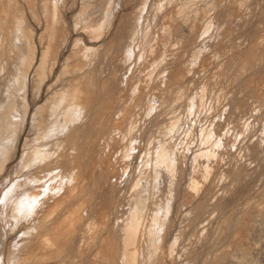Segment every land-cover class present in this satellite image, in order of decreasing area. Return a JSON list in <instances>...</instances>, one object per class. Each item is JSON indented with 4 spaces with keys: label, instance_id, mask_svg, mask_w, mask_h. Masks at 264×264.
Masks as SVG:
<instances>
[{
    "label": "rangeland",
    "instance_id": "1",
    "mask_svg": "<svg viewBox=\"0 0 264 264\" xmlns=\"http://www.w3.org/2000/svg\"><path fill=\"white\" fill-rule=\"evenodd\" d=\"M71 1L72 0H61V2H64L65 4L64 6L69 4ZM161 1L162 2H159V0H147L146 1L147 3L145 4L146 5L148 4L147 5L148 7L144 6L145 12L143 11V14H141L142 16L141 15L135 17L133 16L125 22L126 24H124L125 29H127L128 27V30L131 31L132 29L129 27H132L131 25L133 23V27L135 26L137 28V29L135 28L136 30H134L135 33L137 34H135L133 30L132 33L129 32L128 30L125 31L123 27L124 32L123 30L120 32L116 31V34L118 35L116 36L115 40L113 39V41L116 43L111 41L110 39L111 37L108 38L106 36V32H108L109 30L108 26L110 28L111 24L115 22L116 30H117L119 26V25L117 26V23H120V19L122 18V13L129 14L130 12L133 11V9L135 10L136 7L139 6L138 4L140 3V0H136L132 6L131 4L128 5L129 0H121V1L115 0L112 2H110V0H87V6L82 11V14L73 21H71V19L69 20L72 22V27L75 26L76 23H79V24H87L88 28L93 29V32L89 30L88 33L84 35V38L86 39L87 45L89 47L91 46L93 47L96 46V47L95 50L92 49L91 51L88 50L87 52H86L87 49H85V47H78L74 53H69V52L66 53V56H70L72 58L66 67V71L64 72L65 77L63 76L64 80H62V82L67 81L69 77L75 75L77 71H81V70L89 71L90 69H92V66L95 64V61L96 63L98 61H99L98 63H100L101 61L99 60L100 58L101 59H103V57L108 58L109 56L110 61L113 62L110 68L106 67L105 65H99L95 71L90 72L92 79L89 81L95 82L96 90L102 94L103 98L99 93L97 97L101 99V102L99 103L98 108L94 112L95 116L93 113L94 117L92 116V118L90 119L81 121V125H80V127L83 125H88V126L92 125L93 127L94 124L96 126L97 124L102 123V121L104 120L103 118H105L106 120V121L104 120L103 122H109L110 120L109 122L110 124L108 123V126L106 125V131L104 132L105 141L109 144V146L108 144L107 146H105L106 145L105 143V145L100 148L99 150L100 152L98 151L99 153L95 151L99 136V134L96 132L95 126L93 127V129H91L92 131L91 130L86 131L87 134L82 131L79 132L78 129L80 127L77 130L75 129L74 131L69 132L68 134H75L79 132L81 135L84 136H81L78 133V137L79 136L80 137L78 138L76 136V140H77L75 142L76 145L73 144L75 147L70 144L69 146H67V150H71V149L77 150L76 151L77 153L79 152L85 155L84 160H86L90 156L92 158H88L86 160L88 164H86V161L84 162V160L79 162L76 159L73 160V162H70L71 165L69 163L66 164L64 163L63 166L67 165L69 170L65 166L63 171L62 170L63 166H61L59 172L55 174L57 176L53 175L54 177L52 176L49 178L47 176L45 177L46 174L44 175L43 173L44 169H46L47 166L49 167L53 162H55L57 156L63 153L64 149H62V146L64 145L63 141L65 138L63 136L56 137L55 135H53L49 126L48 127L46 126L45 128L46 131L39 130L40 134H38V132L35 133V135H37L38 138H36L35 135H33L34 140L35 139L37 140H35L36 142L33 145H31V148H29V150L27 151L22 150V145L26 140L27 132L23 135L24 139L23 138L21 139V145H20L21 150H19L18 152L19 156L17 155L18 158L16 157L15 158L16 160L15 159L9 160L10 159L9 157L14 152L13 149L14 141L13 144L11 145L12 150L10 149L9 151V154L11 153L10 155H8V153L5 154L6 152L0 153L1 154L0 169L3 162H6V164L8 165L7 166L8 170L11 169V167L14 168L13 174L9 177L8 180L9 182L7 181L6 178L7 174H5L0 178V220H1L0 263L1 264H96V263L109 264L110 261H113L111 262L112 264H129L130 262L129 260H131L132 262V263L130 262V264H143V263L148 264L149 261H150L149 264H153L154 262L156 264L158 263L162 264V262L163 264H189V263L190 264L192 263L193 264H206V263L207 264H264V137H263L264 136V0H259V1L258 0H224V1L223 0H197V1L196 0H161ZM19 2L21 8L16 7L15 9L12 10L11 9L8 10L6 8L7 10L5 16L6 18L7 17L10 18L11 21L16 24L17 19L19 20L25 17L28 18L33 25H35L36 22L34 19H36V17H39L42 20V22L45 24L44 30L40 32L43 34L44 41L46 42L47 45L46 46L47 50L44 56V63L42 64V68H41L42 75L39 78V80L42 82L48 76L49 69L52 67L56 59L57 53L61 50L63 43L65 41V37L67 35V31L65 28L62 27L63 24L61 23L58 17L59 15L58 13L59 12L61 13L63 11V7H60L62 5H58V7L53 5L51 0H19ZM120 7L122 9H120L119 11ZM157 8L160 10L157 11V16H156L153 13L156 11ZM115 11L117 12V14ZM115 14H116V20L114 18L115 16H113ZM146 16L149 22L146 21L147 20ZM194 18L197 21L194 20ZM102 19L105 21H103ZM141 20L143 22H141ZM137 24L138 26L141 25L139 27L140 29H138ZM59 27H62V30L57 31ZM23 28H24V24H23ZM102 29L103 31H100ZM99 33H101V35ZM129 33H131L132 35ZM222 34L224 36H222ZM96 35H97V39H96ZM109 41H111L112 44L114 43L115 47L112 46L111 43L109 44ZM104 42L106 44L108 42V45L106 46L105 44L104 46ZM101 44L103 45L102 48L104 50L101 48L102 46ZM125 44L130 46L129 47L127 45L125 46ZM109 45L110 48L108 47ZM262 48L263 50L261 51ZM86 53H88V55ZM113 58L115 59L114 61L111 60ZM68 96L69 95L67 93L58 94L57 97H55L54 100H52L53 101L51 102L52 105L50 103L47 106L48 108L43 114L47 115L57 110V108L61 106V103L62 104L65 103V101L63 100L66 99ZM92 97L90 94H88V96L85 95V97L82 99L81 103L79 104L84 107H90L92 103ZM192 99H194V102ZM110 116L111 118H109ZM132 117L133 118L136 117L137 118L136 121H139L137 122V127H136L138 128L137 130H135L136 128H132L135 127L136 125V121L135 119H132ZM94 118L96 119V121ZM131 119L133 123H135V125L132 123L131 126ZM144 120L145 122H143ZM141 121L143 122V124H145L144 126L142 123L140 124ZM177 121L179 122V124L181 123L182 125H179ZM115 123L116 125H114ZM176 125L179 126L177 127ZM117 127L119 128V130L117 129ZM181 127H183L184 129ZM114 129L115 131H113ZM116 129L118 130V132H116L117 131ZM120 129L123 131H121ZM177 129H179L178 131L180 132H178ZM93 131L94 133H92ZM111 131L115 132L116 134L120 133L121 135L119 134L116 135ZM176 131H177L176 136H174L175 135L174 132ZM141 132L143 133V135L140 134ZM169 132L171 134L173 132L172 134L173 138L171 137L172 135L169 134ZM236 132L238 136L235 134ZM122 133H125L126 136L127 135L130 136L124 137L125 135H123ZM137 133H139L140 135H138ZM93 134L96 136L95 138ZM114 135H116L117 137ZM179 135H180V139H179ZM86 136L89 137L86 138ZM113 136L117 138L115 142L114 141L112 142V138H114ZM42 137L44 138V140H42ZM133 137L136 138L134 139L136 140V142L132 140ZM175 137L178 139L175 140L176 142L174 141V139H176ZM81 138H83V140H81ZM128 138L130 139V141L131 140L132 141L129 142L127 140ZM125 139L127 141H125ZM59 141H61V143ZM118 141L121 144H119ZM124 141L126 144L123 143ZM169 141L171 142L172 146L169 144ZM180 142L182 143L183 146L179 145ZM83 143L85 144L86 148L83 146L84 145ZM130 143H132L133 146L134 144L138 145L136 147L135 146L132 147L133 149H131L132 150L131 152H129L131 146H129L130 148L128 147V145H132ZM146 143L150 145H147ZM157 144H159L158 145L160 146L159 148H157ZM175 144L176 145L178 144V146L176 147ZM125 145L127 147H125ZM79 146L84 148L81 149ZM114 146L118 150L116 151L113 150ZM164 146L166 148H169L170 146V148L165 151L166 148ZM34 147L36 149H34ZM178 147L181 149H179ZM125 148L127 150H125ZM135 148H137V152ZM172 148L174 150L178 148L180 152L179 150L177 151L175 150L176 152L179 153H176L174 151L173 154L174 156L172 157L174 160L173 161L172 159L170 160L171 169L169 168V171H171L170 173L173 174V176L170 174V177L172 176L174 179L176 178L178 180L177 174H179L178 177L180 176L179 177L180 180L178 181L179 183H181V185L179 183L177 184V182H175L176 180L171 178L172 183H167L168 185H166L167 187L166 189L168 190L166 191L167 194L168 191H170L172 188L173 191L169 193L168 195L169 198L166 194L165 198L166 196L167 198L166 200L164 198L165 201L162 200L163 201L162 202L161 199L157 198L153 194L154 192L151 191V188H154V186H156L155 181L152 182V180L149 177H147L145 173H147L146 171H148L152 166H154L151 165L153 164L152 162L156 161L159 163L163 159L162 158L164 157L163 155H165V153H167V151H169ZM102 149H104V151ZM160 149L165 152L162 153ZM59 150L60 152H58ZM109 150L114 152V153L111 152L112 154L110 153L111 157L113 156L112 158L108 156L110 152ZM125 151H127L126 153L128 155L130 154L132 156L133 154L134 156L131 158L130 155L128 156L126 155V153H124ZM87 152H89L88 155ZM93 153L95 155L97 154L96 157ZM157 154L158 155L163 154V155H160L159 157ZM5 155L7 159L3 157ZM114 155L118 158H116ZM125 156L129 160H125L127 159ZM143 157L146 159V162H148L149 166H147L148 164L145 162ZM175 157L177 158L175 159ZM122 158L123 161L120 162L121 161L120 159ZM133 158H135V161L133 163V167L131 171L132 173L129 178L130 181L124 184L122 180L125 177V171H126L125 169H127L129 164L131 165L132 163L131 161L133 160ZM141 159H143L145 163ZM149 159L151 160L147 161ZM208 159L209 160L212 159V160L209 161ZM96 160L98 161L97 163ZM100 160H102L101 163ZM110 160L111 163H109ZM196 161L198 162L196 163ZM91 162L92 163L94 162V164H92ZM104 162L106 165H103ZM203 162L205 165L203 164ZM166 163L167 161L164 162V165ZM177 163L179 164L177 165ZM192 163L194 164L192 165ZM117 164L118 165L121 164V165L118 166ZM174 164H176L177 167L176 169H174V167L172 166ZM125 165H127V167ZM179 165L181 167V170L178 169L180 168L178 167ZM93 166H95V168ZM104 166L107 167L106 171H108L106 173L107 174L106 178L103 177L105 172L103 173L104 170L102 171V169ZM97 167H99V169H97ZM51 168H53V166ZM65 169L68 170L69 181L67 177H65L66 183L65 182L62 183V185H60L59 190L53 191L54 192L53 195L52 194L53 188L55 187V185L60 184L62 181L59 179L64 178L63 176L67 174L65 173L66 171ZM115 170H118V172L116 171L115 173ZM89 171L91 172L89 174L90 177L88 175ZM14 172L16 173V175L14 174ZM62 172H64L65 175L62 174ZM95 172L96 173L99 172V174H96ZM190 173L191 175H189ZM113 174L115 176L117 174L116 178L115 176H113L114 178L111 176ZM60 175L63 176L61 177ZM79 175L81 176V178ZM69 176L71 177L69 178ZM143 176L145 177V179ZM137 177L138 178L142 177L144 179L143 180L139 178L143 184H140L141 182L138 183L139 179H137ZM46 178L48 179L46 180ZM55 178H57L58 181ZM117 178L118 180H116ZM101 179L104 180L102 181ZM145 180L147 181L145 182ZM135 181L136 184L137 185L140 184V186L138 187L137 185H135L139 189L137 193H135L136 194L135 199H133V197H131V193L132 191H134L133 188H135L134 187ZM102 182L105 183H103L102 185ZM114 182H117L118 185L114 184ZM188 182L190 184H188ZM2 183H5V185H3ZM107 185L109 186L113 185L114 187L113 186H112L113 188L110 187L109 191H107L108 188L107 190L106 189L104 190V188H106ZM115 185H117V187ZM171 185L172 187H170ZM174 185L176 186L180 185V187L178 186L177 188ZM89 187H91V189H89ZM97 187L98 189H96ZM174 187L177 188V191ZM70 188L73 189L71 190ZM11 189L13 190L11 191ZM112 189L114 190L112 191ZM178 190L180 191L179 192L180 196L178 194L177 197H175L173 195V192L174 194L175 193L177 194ZM111 191L112 193L114 192L113 196L111 195ZM122 191L125 193V197L123 199V205L125 207L122 209V215H124L123 216L124 220L122 223L123 228L127 227V229H129L130 232L132 230H135L134 228L136 226V223L134 224L133 222L132 224L134 228L130 224L126 225V223H129L130 221V220L128 221L127 216L129 214L131 215L132 212L134 214L135 210L136 212L137 211L140 212L142 210L144 214L141 211L142 213L140 212L141 214L139 213L138 216H143V218L145 217L151 218L150 214L153 212H154L153 214L155 215V216L153 215V217L155 218L158 217V214L161 215V217H158L159 218L158 222L156 221L158 227L154 226V229L156 228L158 229L160 227L159 225H161L162 227L160 229L158 230L156 229L157 231L160 232H157L156 230L155 232L154 229H152L153 231L152 230L147 231L149 230L147 229L148 228L147 226H145L144 230H142L143 229L142 227L140 228L137 227L138 228L137 231H140V234H141V230L147 231L144 233V236L151 238L152 240H154V242H152L151 239L148 238L145 239V237L142 234L141 242L144 239L142 243L136 244L135 243V241L137 240L136 239L135 241L132 242V244L131 242L128 244L126 243L125 240V232H123L122 230L123 228H120L119 230L117 229L118 232L117 230L111 229L112 223L110 219L112 218V210H113L111 200H113L114 197L116 198V196H118ZM103 192H105L106 194ZM56 193L58 194L56 195ZM107 194H109V197ZM170 194L172 196H170ZM172 197H175V202L177 201L176 203L174 202L173 213L170 212L172 211V209L171 210L169 209L171 206V203L169 202L173 201ZM88 198H90L89 199L90 202ZM25 200H31V202L27 206L26 205L24 206L22 205V207H19V205L17 206V203L19 204L20 202H23ZM157 200H159V203ZM100 201L101 203H99ZM104 201L105 202L107 201L106 202L107 205ZM127 201L129 203H133V205L129 204ZM178 201L180 202L179 206H178ZM108 203L111 204L108 205ZM126 203L128 206L131 205L132 206L127 207ZM97 204L98 206L97 208H95ZM99 204L101 205L100 207ZM166 204L167 206H169L168 209H163L162 207L167 208ZM33 205L36 207V210L35 207H33ZM87 206L88 209L86 210ZM177 206L178 208L182 207V209L179 208L181 209L178 215L179 217L176 215L177 212H174L178 210ZM126 207L127 209L128 208H130V210L132 209V211L130 210L128 211ZM157 207L158 209H156ZM101 208H104L103 210L105 211L106 215L110 213L109 214L110 216L108 215V219L103 213L104 211ZM108 208L110 211L108 210ZM95 209H99V211L101 209L103 212L101 211L102 213H100L98 210L95 211ZM144 209L150 212L149 213L145 212ZM162 209L166 211H163ZM115 210L116 209L113 210L114 215L116 212ZM126 210L127 213L124 214ZM155 210L158 211L160 210V212H163V214ZM167 210L172 215L169 216L167 214L169 213L167 212ZM86 212H88L89 216L86 215ZM95 212L96 213L98 212L99 215L97 216ZM164 212H166L165 213L166 220L168 221V219L171 217L170 218L171 222L170 221L167 222L165 219H160V218H165ZM94 213L97 217L94 215ZM92 214H93L92 217L96 218V219L94 218L95 220L93 221H91L93 218L90 216ZM18 215L20 217H18ZM130 215H129V219L132 218V216ZM104 216L106 217V219ZM103 218L105 219V221L108 220L107 225H104L106 224V222L104 221ZM89 221L91 224L90 227H89L90 225ZM159 221L161 222V224L159 223ZM179 221L182 223H180ZM11 222L14 225V227L11 224ZM94 222L97 224H95ZM164 222L165 224H163ZM103 225L106 226L105 229ZM95 226L98 229H95L96 228ZM128 227L132 228V230ZM87 229L90 230L91 232L88 231ZM94 229L97 230V234H95V231L94 232L92 231ZM119 231L121 234L119 233ZM109 232L112 233L115 232L114 234L112 233L110 234L112 236L116 235V237L114 238V236L113 237L110 236ZM148 232L149 234H147ZM151 232H153L152 234L154 233L158 234L160 239L156 234H155L156 236L154 235V237L156 238L153 239L152 234H150ZM138 234L139 232L137 233V237L139 238L140 234L139 235ZM82 235H84L83 238L81 237ZM107 235L109 236V238L112 237L109 243L107 242V240H109L107 239L108 237L106 238L104 237ZM150 235L151 237H149ZM54 237L56 239H53ZM166 237L168 239H166ZM174 238H175V242H173V245L169 244L172 243V240ZM176 238H178V240ZM147 239L152 242L151 246H150V241H148ZM102 240H106L104 244L107 246L106 249H104L105 246L103 245ZM158 240L162 245V247H159V249L157 248V246H160L158 245L160 244ZM112 241H114V243L116 241L117 243L114 244ZM115 245L119 247H116ZM133 245L134 246L139 245L140 247V249L138 250L139 252H137L136 250L137 248L135 247L136 248L135 249ZM143 245H144L143 248L145 249L142 253L141 250L143 248L141 247ZM147 245L150 246L149 249ZM169 245L170 246L172 245V247H170ZM102 246L104 248H102ZM112 246L113 248L114 247L118 248L119 250L116 248L115 249L119 253L118 252L116 253L115 249L111 248ZM155 248L157 250H160L161 248L160 251L162 252L163 250V253L162 254L161 252L157 253ZM100 249H102V254L103 253L105 254L102 255L101 251H99ZM111 249L112 252L115 251L116 256L110 253ZM134 249L136 252H133ZM96 252H98L97 254L99 255L94 256ZM153 253L154 254L157 253V254L154 255ZM138 254H140L139 257L142 258L141 260L137 259ZM106 256L109 258H107ZM145 256L147 257L145 258ZM155 256L158 257V260L157 257ZM114 257L116 258L117 261L115 260ZM149 258H151V260ZM134 259L138 261L134 262L135 261ZM160 259L162 262L160 261ZM124 260L125 262H127L128 260V262L125 263Z\"/></svg>",
    "mask_w": 264,
    "mask_h": 264
},
{
    "label": "bare ground",
    "instance_id": "2",
    "mask_svg": "<svg viewBox=\"0 0 264 264\" xmlns=\"http://www.w3.org/2000/svg\"><path fill=\"white\" fill-rule=\"evenodd\" d=\"M112 1H115V0H110V2H112ZM121 1V0H120ZM135 1L136 0H129V4L128 5H130L131 4V6L135 3ZM147 0H140V3L138 4L139 6L138 7H136V9L134 10L133 9V11L132 12H128L129 14H124V13H122V18L120 19V23H117V26H118V28H117V30H116V23L114 22V23H112L111 24V26H110V28H109V26H108V29H106V30H108V32H106V36L108 37V38H110L111 39V41H113V39L115 40L116 39V36L118 35V34H116V31H118V32H120V31H122L123 30V27H124V29H125V26H124V24H126L125 22L129 19V18H131V17H135V16H139V15H141V14H143V11L145 10L144 9V6H146V7H148L145 3H147L146 2ZM197 1V0H196ZM224 1V0H223ZM259 1V0H258ZM51 2H52V4L53 5H55V6H57L58 7V5H62V6H60V7H63V11L60 13L59 11V15H58V17H59V20L61 21V23L63 24L62 25V27L63 28H65L66 29V31H67V35H66V37H65V41H64V43H63V46H62V48H61V50L57 53V56H56V59H55V61H54V63H53V65H52V67L49 69V72H48V76L45 78V80L44 81H40L39 80V78H40V76L42 75V72H41V68H42V64L44 63V56H45V52H46V42L44 41V36H43V34L42 33H40V32H42L43 30H44V27H45V24L42 22V20L39 18V17H36V19H34L35 20V25H33L32 24V22L28 19V18H25V17H23L22 19H17V23L15 24V23H13L12 21H11V19L10 18H6L5 16H6V13H7V10H6V8L9 10V9H15L16 7L17 8H21V6H20V2H19V0H0V153H2V152H6L5 154H7L8 153V155H10L9 154V151H10V149H11V145L13 144V141H14V146H13V149H14V152H13V154L9 157L10 159L9 160H14L16 157H17V155H18V152H19V150H21L20 149V145H21V139L24 137L23 135L27 132V135H26V140L24 141V144L22 145V150L23 151H27V150H29V148H31V145H33L36 141L35 140H37V139H35L34 140V138H33V135H35V133H37L38 132V134H40L39 133V130H42V131H46L45 130V128H46V126L48 127H50V129H51V131H52V133H53V135H55L56 137H58V136H63V137H65L64 138V145H65V147H64V145L62 146V149H64L63 150V153H61L59 156H57V158H56V161L55 162H53L49 167L47 166L46 167V169H44V175H45V177L47 176L48 178L49 177H52L53 175H55V174H57L58 172H59V170L61 169V166H63L64 165V163L66 164V163H69L70 164V162H73V160H78L79 162L80 161H83L84 160V156L85 155H83L82 153H77L76 151L77 150H74V149H71V150H67V146H69L70 144L71 145H73V144H75L76 145V136L78 137V133L80 132V131H82V132H85L86 134H87V132L86 131H89V130H91V129H93V127L95 126V124H94V126L92 127V125H83V126H81L80 127V125H81V121H85L86 119H90V118H92V116H93V113L95 112V110L98 108V106H99V103L101 102V99L99 98V97H97L98 96V94L100 93V92H98L97 90H96V85H95V82H91V81H89V80H91L92 78H91V75H90V72L91 71H95L96 69H97V67L99 66V65H105L106 67H108V68H110V66H112V64H113V62H111L110 61V59H109V56H108V58H104L103 57V59H99V60H101L100 61V63H96V61H95V64L92 66V69H88L89 71H77L76 72V74L75 75H73V76H71V77H69V79L67 80V81H65V82H62V80H64V72L66 71V67H67V65H68V63H69V61L71 60V58L72 57H70V56H66V53H74L75 51H76V49L78 48V47H85V49H87L86 50V52L88 51V50H92V49H94L95 50V47H93V46H91V47H89L88 45H87V41H86V39L84 38V35L86 34V33H88V31L89 30H91V32H93V29H91V28H88V25L87 24H79V23H76V25L75 26H73L72 27V22L71 21H73L74 19H76V18H78L81 14H82V11L86 8V6H87V0H72L69 4H67L66 6H64L65 4H64V2H61V0H51ZM153 2V1H152ZM159 2H162L161 0H159ZM164 2V1H163ZM250 2V1H249ZM148 3H149V1H148ZM104 4V3H103ZM152 4V3H151ZM150 4V5H151ZM161 4V3H160ZM236 4V3H235ZM162 5V4H161ZM102 6V5H101ZM158 6H159V4H158ZM157 6V7H158ZM164 6V5H163ZM238 6V5H237ZM145 7V8H146ZM152 7V6H151ZM212 7V6H211ZM214 7V6H213ZM159 8V7H158ZM157 8V9H158ZM161 8V7H160ZM164 8V7H163ZM217 8V7H216ZM241 8V7H240ZM59 9V8H58ZM103 9V8H102ZM120 9H122L121 7L119 8V11H120ZM156 9V11L153 13V14H155L156 16H157V11H159L160 9H158L157 10ZM132 10V9H131ZM240 10V9H239ZM118 11V10H117ZM161 11H162V9H161ZM160 11V12H161ZM211 11H213V10H211ZM236 11V10H235ZM116 12V11H115ZM114 12V13H115ZM145 12V11H144ZM146 12H147V9H146ZM201 12V11H200ZM237 12V11H236ZM229 13V12H228ZM239 13V12H238ZM116 14H117V12H116ZM116 14L115 15H113V16H115L114 18H115V20H116ZM124 14V15H123ZM148 14V13H147ZM152 14V15H153ZM220 14V13H219ZM218 14V15H219ZM145 15V14H144ZM217 15V16H218ZM142 16V15H141ZM166 16V15H165ZM171 16V15H170ZM194 16V15H193ZM216 16V15H215ZM235 16V15H234ZM241 16V15H240ZM243 16V15H242ZM100 18H102V17H100ZM104 18V17H103ZM192 18V17H191ZM190 18V19H191ZM201 18H203V17H201ZM214 18V17H213ZM235 18V17H234ZM244 18V17H243ZM71 19V21H69ZM113 19V18H112ZM146 21H148L149 22V20H148V18H147V16H146ZM228 19V18H227ZM240 19V18H239ZM242 19V18H241ZM103 20V19H102ZM101 20V21H102ZM111 20V19H110ZM194 20H196L195 18H194ZM234 20V19H233ZM103 21H105V20H103ZM107 21H108V19H107ZM112 21V20H111ZM197 21V20H196ZM200 21H201V19H200ZM199 21V22H200ZM243 21V20H242ZM241 21V22H242ZM141 22H143L142 20H141ZM144 22H145V20H144ZM147 22V23H148ZM188 22H190V21H188ZM193 22H195V21H193ZM83 23V22H82ZM102 23V22H101ZM104 23V22H103ZM140 23V22H139ZM138 23V24H139ZM152 23H154V22H152ZM215 23V22H214ZM23 24H24V28H23ZM95 24V23H94ZM136 24V23H135ZM134 24V25H135ZM138 24H137V27H138V29H140L139 27L141 26H138ZM145 24V23H144ZM195 24V23H194ZM93 25V24H92ZM105 25V24H104ZM109 25H110V23H109ZM131 25V24H130ZM129 25V26H130ZM147 25V24H146ZM145 25V26H146ZM103 26V25H102ZM132 27H129V28H131L133 31L134 30H136L137 28L134 26L133 27V23H132V25H131ZM190 26V25H189ZM62 27H59V29H57V31H59V30H62ZM191 27V26H190ZM238 27V26H237ZM104 28V27H103ZM136 28V29H135ZM145 28V27H144ZM167 28V27H166ZM240 28V27H239ZM193 29V28H192ZM191 29V30H192ZM95 30V29H94ZM126 30H128V27H127V29H125V31ZM132 30L130 31V30H128L129 32H131L132 33ZM149 30V29H148ZM209 30V29H208ZM97 31H99V30H97ZM100 31H103V29L102 30H100ZM128 31H127V33H128ZM139 31H141V30H139ZM198 31V30H197ZM211 31V30H210ZM95 32V31H94ZM123 32H124V30H123ZM122 32V33H123ZM137 32V31H136ZM121 33V34H122ZM131 33H129V34H131ZM134 33H135V31H134ZM139 33H141V32H139ZM196 33V32H195ZM91 34V33H90ZM100 35H101V33H99ZM135 34H137V33H135ZM95 35V34H94ZM98 35V34H97ZM97 35H96V39H97ZM99 35V36H100ZM103 35H104V32H103ZM103 35H102V37H103ZM132 35V34H131ZM131 35H129V36H131ZM86 36H88V35H86ZM92 36V35H91ZM99 36H98V38H99ZM121 36V35H120ZM119 36V37H120ZM180 36V35H179ZM222 36H224L223 34H222ZM226 36V35H225ZM94 37V36H93ZM126 37V36H125ZM133 37V36H132ZM144 37V36H143ZM101 38V37H100ZM123 38V37H122ZM130 38V37H129ZM94 39V38H93ZM92 39V40H93ZM126 39V38H125ZM131 39V38H130ZM144 39V38H143ZM91 40V39H90ZM132 40V39H131ZM94 41V40H93ZM111 41H109V44L111 43ZM122 41H123V39H122ZM128 41H129V39H128ZM127 41V42H128ZM156 41H157V39H156ZM90 42V41H89ZM114 42V41H113ZM131 42V41H130ZM129 42V43H130ZM136 42V41H135ZM222 42V41H221ZM114 43H116V42H114ZM112 44L111 43V45L112 46H114L115 44ZM124 43H125V41H124ZM132 43V42H131ZM130 43V44H131ZM209 43V42H208ZM103 44V43H102ZM101 44V45H102ZM105 42H104V46H105ZM161 44V43H160ZM92 45V44H91ZM108 45V42H107V44H106V46ZM127 44H125V46H126ZM176 45V44H175ZM112 46H111V48H112ZM120 46V45H119ZM128 46V45H127ZM130 46V45H129ZM128 46V47H129ZM98 47V46H97ZM103 47V45L101 46V48ZM109 48H110V45L108 46ZM107 47V48H108ZM115 47V46H114ZM121 47V46H120ZM133 47V46H132ZM131 47V48H132ZM177 47V46H176ZM105 48V47H104ZM122 48V47H121ZM205 48V47H204ZM99 49H100V47H99ZM103 49V48H102ZM120 49V48H119ZM125 49V48H124ZM94 50H93V52H94ZM104 50V49H103ZM127 50V49H126ZM263 50V48L261 49V51ZM85 51V50H84ZM98 51V50H97ZM108 51V50H107ZM132 51V50H131ZM178 52V51H177ZM84 53V52H83ZM82 53V54H83ZM99 53V52H98ZM188 53V52H187ZM87 55H88V53H86ZM92 54V53H91ZM94 54V53H93ZM69 55V54H68ZM151 55V54H150ZM165 55V54H164ZM193 55V54H192ZM219 55V54H218ZM90 56V55H89ZM102 56V55H101ZM100 56V57H101ZM87 57V56H86ZM85 57V58H86ZM165 57V56H164ZM89 58H91V57H89ZM88 58V59H89ZM96 58H98V57H96ZM96 58H95V60H96ZM116 58V57H115ZM219 59V58H218ZM112 61H114L115 59L113 58V59H111ZM88 61V60H87ZM179 61V60H178ZM218 61V60H217ZM84 62V61H83ZM210 62V61H209ZM208 63V62H207ZM227 64H229V63H227ZM92 65V64H91ZM204 66V65H203ZM222 66V65H221ZM232 67H234V66H232ZM258 67V66H257ZM90 68V67H89ZM208 68V67H207ZM190 69V68H189ZM193 69V68H192ZM232 69V68H231ZM240 69V68H239ZM238 69V70H239ZM189 71V70H188ZM154 72V71H153ZM156 72V71H155ZM226 72V71H225ZM231 72V71H230ZM187 73V72H186ZM237 73H239V72H237ZM189 74V73H188ZM200 74V73H199ZM230 74V73H229ZM201 75V74H200ZM239 75V74H238ZM237 75V76H238ZM64 76V77H63ZM224 76V75H223ZM234 76V75H233ZM237 76H235V77H237ZM197 78V77H196ZM223 78V77H222ZM213 79V78H212ZM226 80V79H225ZM94 81H95V79H94ZM199 82V81H198ZM213 82V81H212ZM94 83V84H93ZM216 83V82H215ZM166 84V83H165ZM164 84V85H165ZM197 85V84H196ZM206 85V84H205ZM229 85V84H228ZM212 86V85H211ZM69 87V88H68ZM87 87H90V88H87ZM168 87V86H167ZM222 87V86H221ZM67 88V89H66ZM225 89V88H224ZM221 90V89H220ZM125 92V91H124ZM199 92V91H198ZM245 92V91H244ZM65 93H67L69 96L66 98V99H64L63 101H65V103L64 104H62L61 103V106H59L58 108H57V110H55L54 112H52V113H49V114H47V115H44L43 113L46 111V109L48 108L47 106L51 103V102H53L52 100H54V98L55 97H57V95L58 94H65ZM221 93V92H220ZM88 94H90L91 95V97H92V95H93V97H92V103H91V106L90 107H84V106H81L79 103H81V101H82V99L85 97V95H87L88 96ZM95 94H97V95H95ZM198 94V93H197ZM239 94H240V92H239ZM255 94V93H254ZM100 95H101V97H102V94L100 93ZM237 95H238V93H237ZM258 95V94H257ZM195 96V95H194ZM251 96V95H250ZM45 97V98H44ZM177 97V96H176ZM213 97V96H212ZM253 97V96H252ZM103 98V97H102ZM153 98V97H152ZM156 98V97H155ZM154 98V99H155ZM158 98V97H157ZM161 98V97H160ZM190 98H192V97H190ZM197 98V97H196ZM218 98V97H217ZM248 98H250V97H248ZM148 99H150V98H148ZM162 99V98H161ZM219 99V98H218ZM247 99V98H246ZM143 100V99H142ZM145 100H146V98H145ZM193 100V102H194V99H192ZM252 100V99H251ZM216 101V100H215ZM249 101H250V99H249ZM248 101V102H249ZM140 102V101H139ZM143 102V101H142ZM146 102V101H145ZM145 102H144V104H145ZM148 102H149V100H148ZM174 102V101H173ZM192 102V101H191ZM214 102V101H213ZM247 102V101H246ZM262 102V101H261ZM83 103V102H82ZM158 103V102H157ZM217 103V102H216ZM257 103V102H256ZM148 104V103H147ZM188 104V103H187ZM201 104V103H200ZM209 104V103H208ZM51 105H52V103H51ZM195 105V104H194ZM218 105V104H217ZM247 105V104H246ZM260 105V104H259ZM141 106V105H140ZM199 106V105H198ZM231 106V105H230ZM244 106H245V104H244ZM248 106V105H247ZM110 107V106H109ZM203 107V106H202ZM211 107V106H210ZM139 108V107H138ZM188 108V107H187ZM201 108V107H200ZM243 108V107H242ZM109 109H111V108H109ZM262 109H263V107H262ZM114 110V109H113ZM112 110V111H113ZM185 110H187V109H185ZM241 110V109H240ZM142 111V110H141ZM180 111V110H179ZM198 111V110H197ZM226 111V110H225ZM239 111V110H238ZM98 112V111H97ZM204 112H205V109H204ZM198 113V112H197ZM240 113V112H239ZM140 114V113H139ZM138 114V115H139ZM152 114V113H151ZM191 114V113H190ZM189 114V115H190ZM195 114V113H194ZM205 114V113H204ZM243 114V113H242ZM249 114H250V112H249ZM234 115H236V114H234ZM94 116H95V113H94ZM93 116V117H94ZM216 116H218V115H216ZM246 116V115H245ZM105 117H106V115H105ZM117 117V116H116ZM98 118V117H97ZM109 118H111V116L109 117ZM181 118V117H180ZM191 118V117H190ZM222 118V117H221ZM82 119V120H81ZM95 119V118H94ZM93 119V120H94ZM102 119V118H101ZM104 120H105V118H103ZM132 119H135V121L137 120V118L135 117V118H133L132 117ZM132 119H131V126H132V123H133V121H132ZM186 119V118H185ZM197 119V118H196ZM234 119V118H233ZM236 119H237V117H236ZM259 119V118H258ZM103 120V121H104ZM130 120V119H129ZM146 120V119H145ZM145 120L143 121V122H145ZM188 120V119H187ZM216 120V119H215ZM239 120V119H238ZM95 121H96V119H95ZM102 121V123H99V124H97L96 126H95V129H96V132L99 134V136H98V141H97V144H96V148H95V151L96 152H98L99 150H100V148L101 147H103L104 145H105V143H106V145L105 146H107V142L105 141V131H106V125L108 126V123L110 122V120H109V122H103ZM106 121V120H105ZM195 121V120H194ZM218 121V120H217ZM222 121H223V119H222ZM243 121V120H242ZM257 121V120H256ZM100 122V121H99ZM118 122V121H117ZM137 122H139V121H136V125H135V123H133L134 125H135V127H132V128H136L137 127ZM143 122L141 121L140 122V124L142 123L143 124ZM178 122V121H177ZM186 122V121H185ZM202 122H203V120H202ZM238 122H240V121H238ZM130 123V122H129ZM173 123V122H172ZM182 123H184V122H182ZM191 123H193V122H191ZM190 123V124H191ZM199 123V122H198ZM235 123V122H234ZM233 123V124H234ZM260 123V122H259ZM93 124V123H92ZM110 124V123H109ZM139 124V123H138ZM178 124H179V122H178ZM186 124V123H185ZM208 124V123H207ZM257 124V123H256ZM114 125H116V123L114 124ZM124 125V124H123ZM145 124H143V126H144ZM179 125H182L181 123L179 124ZM178 125V126H179ZM187 125V124H186ZM193 125V124H192ZM201 125V124H200ZM127 126V125H126ZM129 126H130V124H129ZM177 126V125H176ZM177 126V127H178ZM221 126V125H220ZM80 127V128H79ZM115 127V126H114ZM119 127V126H118ZM117 127V129L119 130V128ZM174 127H175V124H174ZM173 127V128H174ZM188 127V126H187ZM186 127V128H187ZM211 127H213V126H211ZM211 127H209V128H211ZM236 127V126H235ZM79 128V129H78ZM116 128V127H115ZM124 128V127H123ZM122 128V129H123ZM128 128V127H127ZM130 128V127H129ZM139 128H141V127H139ZM144 128V127H143ZM148 128V127H147ZM181 128H183V127H181ZM202 128V127H201ZM204 128V127H203ZM217 128H219V127H217ZM16 129H18V130H16ZM79 130V132H77V133H75V134H68L69 132H71V131H74V130ZM109 129V128H108ZM116 129V130H117ZM138 128H136L135 130H137ZM169 129H170V127H169ZM180 129V128H179ZM179 129H177V131L179 130ZM184 129V128H183ZM188 129V128H187ZM118 130L116 131V132H118ZM121 130V129H120ZM134 130V129H133ZM132 130V131H133ZM134 130V131H135ZM182 130V129H181ZM189 130V129H188ZM194 130V129H193ZM202 130V129H201ZM244 130V129H243ZM92 131V130H91ZM113 131H115V129L113 130ZM121 131H123V130H121ZM131 131V130H130ZM129 131V132H130ZM133 131V132H134ZM142 131V130H141ZM177 131L176 132H174V136H176V133H177ZM183 131V130H182ZM241 131H242V129H241ZM112 132V131H111ZM127 132V131H126ZM128 132V133H129ZM132 132V133H133ZM166 132V131H165ZM178 132H180V131H178ZM231 132V131H230ZM47 133V132H46ZM92 133H94V131L92 132ZM112 133H114V134H116L115 132H112ZM112 133H110V134H112ZM127 133V134H128ZM132 133H131V135H132ZM135 133V132H134ZM182 133V132H181ZM243 133V132H242ZM246 133V132H245ZM45 134V133H44ZM77 134V135H76ZM80 134V133H79ZM90 134V133H89ZM117 134H119V135H121L120 133H117ZM116 134V135H117ZM123 135H125V133H122ZM138 135H140V134H142L143 135V133L141 132L140 134L139 133H137ZM169 134H171L170 132H169ZM169 134H168V136H169ZM172 134H173V132H172ZM171 134V135H172ZM186 134V133H185ZM236 135H237V132L235 133ZM262 134H263V132H262ZM81 135V134H80ZM94 135V134H93ZM97 135V134H96ZM116 135H114V136H116ZM141 135V136H142ZM191 135V134H190ZM41 136V135H40ZM43 136V135H42ZM67 136V137H66ZM81 136H84V135H81ZM90 136V135H89ZM89 136H86V138H88ZM113 136V137H114ZM127 136H130V135H127ZM126 135L124 136V137H127ZM136 136V135H135ZM140 136V137H141ZM209 136V135H208ZM238 136V135H237ZM35 137L36 138H38L37 137V135H35ZM46 137V136H45ZM50 137V136H49ZM80 137V136H79ZM78 137V138H79ZM96 136L94 135V138H95ZM110 137V136H109ZM117 137V136H116ZM116 137H114V138H112V142L114 141H116ZM167 137V136H166ZM172 138H173V135L171 136ZM183 137V136H182ZM212 137V136H211ZM215 137V136H214ZM264 137V136H263ZM47 138V137H46ZM119 138H120V136H119ZM118 138V139H119ZM165 138V137H164ZM170 138V137H169ZM176 138V137H175ZM193 138V137H192ZM223 138V137H222ZM234 138V137H233ZM239 138H240V136H239ZM262 138V137H261ZM24 139V138H23ZM114 139V140H113ZM134 139H136V138H134L133 137V139L132 140H134ZM138 139V138H137ZM140 139V138H139ZM150 139V138H149ZM149 139H148V141H149ZM159 139V138H158ZM179 139H180V135H179ZM182 139V138H181ZM42 140H44V138L42 137ZM81 140H83V138H81ZM111 140V139H110ZM122 140V139H121ZM129 142H131L130 141V139L128 138L127 139ZM126 139H125V141H127ZM173 140V139H172ZM175 140H178L177 138L176 139H174V141ZM184 140V139H183ZM182 140V141H183ZM212 140V139H211ZM234 140V139H233ZM236 140V139H235ZM41 141V140H40ZM108 141V140H107ZM125 141L123 142V143H125ZM135 142H136V140H134ZM138 141H140V140H138ZM186 141V140H185ZM206 141V140H205ZM217 141V140H216ZM257 141V140H256ZM60 143H61V141H59ZM82 142V141H81ZM129 142H128V144H129ZM134 142V143H135ZM147 142V141H146ZM166 142V141H165ZM176 142V141H175ZM184 142V141H183ZM234 142V141H233ZM58 143V142H57ZM87 143V142H86ZM93 143V142H92ZM118 143H119V141H118ZM139 143V142H138ZM137 143V144H138ZM236 143V142H235ZM77 144H79V143H77ZM84 144V143H83ZM110 144H111V141H110ZM119 144H121V143H119ZM126 144V143H125ZM130 144H132V143H130ZM147 144V143H146ZM153 144V143H152ZM169 144L171 145V142L169 141ZM179 144V143H178ZM178 144L176 145V147L178 146ZM192 144V143H191ZM254 144V143H253ZM260 144V143H259ZM53 145V144H52ZM58 145V144H57ZM116 145V144H115ZM147 145H150V144H147ZM156 145V144H155ZM159 144H157V148H159L160 146H158ZM175 145H174V147H175ZM180 146L182 145V143L180 142V144H179ZM185 145V144H184ZM193 145V144H192ZM74 146V145H73ZM84 147H85V144L83 145ZM87 146V145H86ZM108 146H109V144H108ZM129 146H131V148L129 147ZM134 146L136 147V146H138V145H135L134 144ZM133 146V144L132 145H128V147L130 148V150H129V152H131L132 150L131 149H133L132 147H134ZM166 146V145H165ZM164 146V147H165ZM172 146V145H171ZM183 146V145H182ZM188 146V145H187ZM218 146V145H217ZM47 147H49V146H47ZM52 147V146H51ZM75 147V146H74ZM81 149L82 148H84V147H81V146H79ZM94 147V146H93ZM117 147V146H116ZM119 147H120V145H119ZM118 147V148H119ZM123 147H124V144H123ZM125 147H127L126 145H125ZM145 147H146V145H145ZM144 147V148H145ZM149 147V146H148ZM156 147V146H155ZM162 147V146H161ZM190 147V146H189ZM201 147H202V145H201ZM46 148V147H45ZM73 148V147H72ZM86 148V147H85ZM113 148V147H112ZM111 148V149H112ZM141 148V147H140ZM166 148V147H165ZM165 148H163V149H165ZM169 148H170V146H169ZM169 148H166L165 149V151L167 150V149H169ZM179 148V147H178ZM176 148L175 150L177 151V150H179V149H181V148ZM213 148H214V145H213ZM216 148V147H215ZM218 148V147H217ZM221 148V147H220ZM34 149H36L35 147H34ZM75 149H77V148H75ZM89 149V148H88ZM90 149H91V147H90ZM185 149V148H184ZM12 150V149H11ZM51 150H52V148H51ZM80 150V149H79ZM103 151H104V149H102ZM107 150H108V148H107ZM107 150H105V151H107ZM113 150H118V149H116L115 148V146H114V148H113ZM125 150H127L126 148H125ZM135 150H136V152H137V148H135ZM146 150V149H145ZM157 150V149H156ZM173 148L172 149H170L169 151H167V153H165V155H163V154H160V155H163L164 157H162L164 160H166L167 161V163L165 164L166 165V167H165V165H164V162H166V161H164L163 159L158 163V162H156V161H154V162H152L153 164H151V165H154V166H150L148 169V171H146L147 173H145V175H147V177H149L151 180H152V182L153 181H155V183H156V186H154V188H151V191H153L154 193V195L157 197V198H160L161 199V201L162 200H164V198H165V195L167 194V191L166 190H168V189H166L167 187H166V185H168L167 183H172L171 181H172V179L171 178H173L172 176H173V174L172 173H170L171 171H169V168L171 169V159H172V161L174 160L172 157L174 156L173 154H174V151H175ZM211 150V149H210ZM216 150V149H215ZM230 150V149H229ZM228 150V151H229ZM244 150V149H243ZM90 151V150H89ZM110 152H109V154H108V156H110L111 157V154L112 153H114V152H112L111 150H109ZM122 151H123V149H122ZM148 151V150H147ZM160 151H162L161 149H160ZM165 151H162V153L163 152H165ZM175 151V152H176ZM188 151V150H187ZM214 151V150H213ZM256 151V150H255ZM37 152V151H36ZM51 152V151H50ZM58 152H60V150L58 151ZM82 152H84V151H82ZM100 152V151H99ZM98 152V153H99ZM102 152V151H101ZM112 152V153H111ZM118 152H120V151H118ZM127 151H125L124 153H126ZM128 152V153H129ZM143 152V151H142ZM158 152V151H157ZM179 152H180V150H179ZM179 152H176V153H179ZM189 152V151H188ZM26 153V152H25ZM88 153L89 152H87V155H88ZM104 153V152H103ZM111 153V154H110ZM122 153V152H121ZM132 153H135V152H132ZM141 153V152H140ZM145 153V152H144ZM147 153V152H146ZM150 153V152H149ZM148 153V154H149ZM155 153V152H154ZM187 153V152H186ZM206 153V152H205ZM210 153H211V151H210ZM4 154V153H3ZM53 154V153H52ZM59 154V153H58ZM58 154H56V155H58ZM94 154V153H93ZM102 154V153H101ZM100 154V155H101ZM156 154V153H155ZM155 154H154V156H155ZM159 154V153H158ZM157 154V155H158ZM182 154V153H181ZM209 154V153H208ZM214 154V153H213ZM213 154H212V156H213ZM249 154V153H248ZM1 155V154H0ZM8 155H7V157H8ZM23 155V154H22ZM36 155V154H35ZM55 155V154H54ZM95 155V154H94ZM97 155V154H96ZM96 155H95V157H96ZM115 155H117V154H115ZM114 155V156H115ZM126 155H128L127 153H126ZM130 155V154H129ZM128 155V156H129ZM140 155V154H139ZM144 155V154H143ZM142 155V156H143ZM160 155H158L159 157H160ZM178 155V154H177ZM187 155V154H186ZM215 155V154H214ZM228 155H229V153H228ZM19 156V155H18ZM34 156V155H33ZM41 156V155H40ZM104 156V155H103ZM123 156V155H122ZM134 155L132 154V156L130 155V157L132 158ZM145 156H146V154H145ZM176 156V155H175ZM207 156V155H206ZM209 156V155H208ZM236 156V155H235ZM242 156V155H241ZM3 157H5L6 158V155L5 156H3ZM24 157V156H23ZM55 157V156H54ZM98 157H99V155H98ZM113 157V156H112ZM111 157V158H112ZM116 157V156H115ZM126 157V156H125ZM125 157H123V158H125ZM129 157V158H130ZM153 157V156H152ZM178 157V156H177ZM177 157H175V159L177 158ZM185 157V156H184ZM18 158V157H17ZM88 158H92L91 156L90 157H88ZM87 158V159H88ZM107 158V157H106ZM116 158H118V157H116ZM115 158V159H116ZM121 158V157H120ZM123 158L122 159H120L121 161L120 162H122L123 161ZM127 158V157H126ZM144 158V157H143ZM7 159V158H6ZM5 159V160H6ZM86 159V160H87ZM97 159V158H96ZM101 159V158H100ZM102 159H103V157H102ZM108 159V158H107ZM110 159V158H109ZM114 159V160H115ZM161 159V158H160ZM168 159V160H167ZM184 159V158H183ZM196 159V158H195ZM206 159H207V157H206ZM223 159V158H222ZM16 160V159H15ZM37 160V159H36ZM86 160H84V162L86 161ZM93 160V159H92ZM98 160V159H97ZM96 160V163L98 162ZM113 160V159H112ZM125 160H129L128 158L127 159H125ZM141 160H143V159H141ZM141 160H139V161H141ZM144 160H145V162H146V159L144 158ZM144 160H143V162H144ZM151 159H149V160H147V161H150ZM152 160H154V159H152ZM156 160H157V158H156ZM177 160H179V159H177ZM209 160V159H208ZM212 160V159H211ZM211 160H209V161H211ZM7 161V160H6ZM89 161V160H88ZM101 161L102 160H100V163H101ZM108 161V160H107ZM117 161V160H116ZM134 161H135V158H133V160L131 161L132 163H131V165L129 164L128 165V167H127V165H125L126 167H127V169H125L126 171H125V177L123 178V180H122V182L125 184L126 182H129L130 181V175H131V171H132V167H133V163H134ZM164 161V162H163ZM183 161V160H182ZM207 161V160H206ZM238 161V160H237ZM237 161H236V163H237ZM8 162V161H7ZM34 162V161H33ZM120 162H118V163H120ZM125 162V161H124ZM142 162V163H143ZM144 162V163H145ZM179 162V161H178ZM195 162V161H194ZM198 161H196V163H197ZM205 162V161H204ZM204 162H203V164H204ZM213 162H214V160H213ZM219 162V161H218ZM35 163H36V161H35ZM34 163V164H35ZM82 163V162H81ZM92 163V162H91ZM107 163V162H106ZM109 163H111V160L109 161ZM115 163V162H114ZM126 163V162H125ZM147 164H148V162H146ZM172 163H175V162H172ZM182 163V162H181ZM183 163H185V162H183ZM216 163V162H215ZM22 164V163H21ZM86 164H88L87 163V161H86ZM92 164H94V162L92 163ZM113 164V163H112ZM122 164V163H121ZM121 164H119V165H121ZM169 164V165H168ZM179 163H177V165H178ZM194 163H192V165H193ZM202 164V165H203ZM211 164V163H210ZM234 164V163H233ZM71 165V164H70ZM90 165V164H89ZM96 165V164H95ZM100 165V164H99ZM103 165H106L105 164V162H104V164ZM110 165V164H109ZM114 165V164H113ZM112 165V166H113ZM118 165V164H117ZM116 165V166H117ZM118 165V166H119ZM144 165V164H143ZM175 165V166H174ZM174 165H172L173 167H174V169H176L177 167H176V164H174ZM183 165H185V164H183ZM191 165V166H192ZM205 165V164H204ZM214 165V164H213ZM239 165V164H238ZM262 165V164H261ZM7 164H6V162H3V164H2V166H1V169H0V178L2 177V176H4L5 174H7V176H6V178H7V181L9 180V177L13 174V170H14V168H12L11 167V169H7ZM53 166V168H51ZM66 166V168L68 169V167H67V165H65ZM65 166H63V168H62V170L64 169V167ZM111 166V167H112ZM117 166V167H118ZM125 166H124V168H125ZM141 166V165H140ZM147 166H149V164L147 165ZM170 166V167H169ZM182 166V165H181ZM212 166V165H211ZM16 167V166H15ZM21 167V166H20ZM71 167V166H70ZM69 167V168H70ZM85 167V166H84ZM91 167V166H90ZM94 168H95V166H93ZM100 167V166H99ZM99 167H97V169H99ZM105 167V166H104ZM103 167V169H102V171H103V173H104V178H106L107 177V172L108 171H106L107 170V167H105L104 168ZM110 167V168H111ZM121 167V166H120ZM146 167V166H145ZM178 167H180V165L178 166ZM193 167V166H192ZM200 167V166H199ZM260 167V166H259ZM8 168H10V167H8ZM86 168V167H85ZM89 168V167H88ZM87 168V169H88ZM122 168V167H121ZM123 168V169H124ZM142 168V167H141ZM185 168V167H184ZM184 168H183V170H184ZM41 169V168H40ZM39 169V170H40ZM109 169V168H108ZM178 169H180L181 170V167L180 168H178ZM16 170V169H15ZM43 170V169H42ZM66 170V169H65ZM69 170V169H68ZM68 170H66L65 171V173H67L66 175H65V173L64 172H62V174H64L65 176H63V175H60L61 177L63 176L64 178H62V179H59V180H61L60 182V184H58V185H55V187L53 188V190H52V194L54 193L53 191H57V190H59L60 189V185H62V183H64L66 180V178L65 177H67V179H68ZM89 170V169H88ZM120 170V169H119ZM134 170V169H133ZM138 170V169H137ZM206 170V169H205ZM223 170H225V169H223ZM232 170V169H231ZM240 170V169H239ZM64 171V170H63ZM92 171V170H91ZM98 171H100V170H98ZM116 171L118 172V170H115V173H116ZM174 171V170H173ZM172 171V172H173ZM193 171V170H192ZM255 171V170H254ZM253 171V172H254ZM82 172V171H81ZM80 172V173H81ZM84 172H85V170H84ZM86 172H88V171H86ZM178 172V171H177ZM191 172V171H190ZM194 172V171H193ZM200 172V171H199ZM220 172V171H219ZM43 173H42V175H43ZM83 173V172H82ZM81 173V174H82ZM91 172L89 171V173H88V175L90 174ZM96 173V172H95ZM114 173V172H113ZM143 173V172H142ZM176 173V172H175ZM179 173V172H178ZM182 173H183V171H182ZM182 173H181V175H182ZM14 174L16 175V173L14 172ZM40 174H41V171H40ZM60 174H61V172H60ZM96 174H99V172L98 173H96ZM106 174V175H105ZM118 174V173H117ZM117 174H116V176H117ZM170 174L172 175L171 177H170ZM224 174V173H223ZM41 175V176H42ZM59 175V174H58ZM85 175V174H84ZM124 175V174H123ZM176 175V174H175ZM178 175L179 174H177V178H178V180H180V176L178 177ZM189 175H191V173L189 174ZM251 175V174H250ZM55 176H57V175H55ZM73 176V175H72ZM74 176H75V174H74ZM80 176V175H79ZM99 176V175H98ZM110 176V175H109ZM112 177L113 176H115L114 174L113 175H111ZM116 176H115V178H116ZM201 176V175H200ZM43 177V176H42ZM44 177V178H45ZM54 177V176H53ZM71 176H69V178H70ZM86 177H88V176H86ZM89 177H90V175H89ZM101 177V176H100ZM144 177V176H143ZM175 177V176H174ZM189 177V176H188ZM218 177V176H217ZM216 177V178H217ZM222 177V176H221ZM227 177H228V175H227ZM241 177V176H240ZM5 178V179H6ZM12 178V177H11ZM48 178H46V180L48 179ZM59 178V177H58ZM77 178V177H76ZM80 178H81V176H80ZM114 178V177H113ZM120 178V177H119ZM140 179H143L142 177H139ZM138 177H137V179H139ZM224 178V177H223ZM42 179V178H41ZM56 180H57V178H55ZM54 179V180H55ZM72 179V178H71ZM70 179V180H71ZM90 179V178H89ZM96 179V178H95ZM98 179V178H97ZM112 179V178H111ZM139 179V182L138 183H140L141 182V180ZM144 179H145V177H144ZM143 179V180H144ZM149 179V180H150ZM174 179V178H173ZM192 179V178H191ZM206 179V178H205ZM218 179V178H217ZM222 179V178H221ZM228 179H229V177H228ZM18 180V179H17ZM45 180V179H44ZM73 180V179H72ZM75 180V179H74ZM76 180H78V179H76ZM88 180V179H87ZM102 180V179H101ZM101 180H99V181H101ZM104 180V179H103ZM102 180V181H103ZM106 180V179H105ZM116 180H118V178L116 179ZM150 180V181H151ZM174 180H176L175 182H177V184L179 183V181L175 178ZM174 180H173V182H174ZM204 180V179H203ZM30 181V180H29ZM37 181V180H36ZM41 181V180H40ZM58 181V180H57ZM56 181V182H57ZM68 181H69V179H68ZM90 181H92V180H90ZM97 181V180H96ZM120 181V180H119ZM118 181V182H119ZM136 181H138V180H136ZM136 181H135V184H134V187L135 188H133L134 189V191H132V193H131V197H133V199H135V196H136V194L135 193H137V191H138V187L140 186V184H143L142 182L140 183V184H136ZM147 180H145V182H146ZM182 181V180H181ZM219 181H220V179H219ZM5 182V181H4ZM9 182V181H8ZM33 182V181H32ZM111 182V181H110ZM144 182V181H143ZM197 182H198V180H197ZM215 182V181H214ZM28 183V182H27ZM41 183V182H40ZM55 183V182H54ZM66 183V182H65ZM89 183V182H88ZM103 183H105V182H102V185H103ZM216 183V182H215ZM3 185H5V183H2ZM16 184V183H15ZM20 184V183H19ZM71 184V183H70ZM100 184H101V182H100ZM110 184H112V183H110ZM109 184V185H110ZM114 184H117L118 185V183L117 182H114ZM113 184V185H114ZM148 184V183H147ZM152 184V183H151ZM150 184V185H151ZM175 184V183H174ZM180 185H181V183H179ZM187 184V183H186ZM188 184H190L189 182H188ZM199 184V183H198ZM6 185H7V182H6ZM53 185V184H52ZM87 185V184H86ZM98 185V184H97ZM101 185V186H102ZM109 185H107V187L106 188H104V190L106 189L107 190V188H108V190L107 191H109V188L110 187H112L113 185H111V186H109ZM117 185H115L116 187H117ZM122 185V184H121ZM127 185H128V183H127ZM135 185H137V186H135ZM145 185H146V183H145ZM149 185V184H148ZM153 185H155V184H153ZM180 185H174V186H176L177 188H178V186L180 187ZM216 185V184H215ZM233 185H234V183H233ZM2 186V185H1ZM14 186V185H13ZM18 186V185H17ZM33 186V185H32ZM191 186V185H190ZM4 187V186H3ZM114 187V186H113ZM112 187V188H113ZM141 187H142V185H141ZM144 187H146V186H144ZM169 187V186H168ZM170 187H172V185L170 186ZM176 187H174L175 189H176V191H177V188ZM10 188H11V186H10ZM13 188V187H12ZM46 188V187H45ZM88 188V187H87ZM211 188V187H210ZM232 188V187H231ZM9 189V188H8ZM14 189V188H13ZM13 189H11V191L13 190ZM16 189V188H15ZM48 189V188H47ZM52 189V188H51ZM64 189V188H63ZM71 189V188H70ZM73 189V188H72ZM71 189V190H72ZM89 189H91V187H89ZM96 189H98V187L96 188ZM95 189V190H96ZM101 189V188H100ZM100 189H99V191H100ZM116 189V188H115ZM170 189V188H169ZM173 189V188H172ZM170 190V191H168V194H167V196L169 195V193L171 192V191H173V190ZM174 189V190H175ZM180 189V188H179ZM7 190V189H6ZM40 190V189H39ZM114 189H112V191H113ZM124 190V189H123ZM32 191V190H31ZM49 191V190H48ZM87 191H89V190H87ZM112 191H111V195L113 196V194H114V192L112 193ZM150 191V192H151ZM8 192V191H7ZM36 192V191H35ZM93 192V191H92ZM95 192V191H94ZM179 190H178V193L175 195L174 194V192H173V195L175 196V197H177V195L179 194ZM193 192V191H192ZM222 192V191H221ZM13 193V192H12ZM103 193H105V192H103ZM223 193V192H222ZM34 194H36V193H34ZM58 193H56V195H57ZM71 194V193H70ZM106 194V193H105ZM7 195V194H6ZM27 195V194H26ZM48 195H49V193H48ZM54 195V194H53ZM100 195V194H99ZM108 195V197H109V194H107ZM110 195V196H111ZM130 195V194H129ZM186 195V194H185ZM191 195V194H190ZM2 196V195H1ZM9 196V195H8ZM45 196V195H44ZM97 196V195H96ZM104 196V195H103ZM167 196H166V198H167ZM170 196H172L171 194H170ZM179 196H180V194H179ZM178 196V197H179ZM192 196V195H191ZM3 197V196H2ZM1 197V198H2ZM6 197V196H5ZM32 197V196H31ZM89 197V196H88ZM91 197V196H90ZM124 197H125V193L122 191V192H120V194L118 195V196H116V198L114 197V199L113 200H111V202H112V208H113V210L114 209H116L115 211V215H114V212H113V210H112V218L110 219L111 220V223H112V227H111V229L112 230H119L120 228H123V225H122V223H123V220H124V218H123V216L124 215H122V209L125 207L124 205H123V199H124ZM175 197H172L171 199L173 200L172 202H169V203H171V206H170V210L172 209V211H170L171 213H173V209H174V202H175ZM95 198V197H94ZM99 198V197H98ZM105 198H106V196H105ZM111 198H113V197H111ZM163 198V199H162ZM166 198H165V200H166ZM168 198H169V196H168ZM20 199V198H19ZM24 199H25V197H24ZM46 199V198H45ZM44 199V200H45ZM90 198H88V200H89ZM110 199V198H109ZM215 199V198H214ZM213 199V200H214ZM21 200H23V199H21ZM86 200H87V198H86ZM85 200V201H86ZM95 200V199H94ZM164 200V201H165ZM168 200V199H167ZM18 201H20V200H18ZM17 201V202H18ZM43 201V200H42ZM96 201V200H95ZM103 201V200H102ZM110 201V200H109ZM158 201V203H159V200H157ZM160 201V202H161ZM170 201V200H169ZM180 201V200H179ZM178 201V206L180 205V202ZM183 201V200H182ZM212 201V200H211ZM12 202V201H11ZM16 202V203H17ZM31 202V200H25V201H23V202H20L19 204L17 203V206L19 205V207H22V205L24 206V205H28L29 203ZM87 202V201H86ZM89 202H90V200H89ZM105 202V201H104ZM107 202V201H106ZM105 202V203H106ZM126 202V201H125ZM128 202V201H127ZM163 202V201H162ZM166 202H168V201H166ZM177 202V201H176ZM175 202V203H176ZM2 203H3V201H2ZM15 203V204H16ZM99 203H101V201L99 202ZM129 203V202H128ZM151 203H152V201H151ZM157 203V202H156ZM165 203V202H164ZM163 203V204H164ZM168 203V204H169ZM184 203V202H183ZM8 204V203H7ZM85 204V203H84ZM87 204V203H86ZM109 204H111V203H108V205ZM125 204V203H124ZM129 204H132L133 205V203H129ZM154 204V203H153ZM182 204V203H181ZM30 205H32V204H30ZM37 205V204H36ZM48 205V204H47ZM59 205V204H58ZM62 205V204H61ZM106 205H107V203H106ZM126 205H127V203H126ZM131 205V206H132ZM145 205V204H144ZM150 205V204H149ZM170 205V204H169ZM92 206V205H91ZM97 206H98V204L96 205V207L95 208H97ZM101 205L99 204V207H100ZM104 206H105V204H104ZM111 206V205H110ZM109 206V207H110ZM131 206H128L127 205V207H131ZM147 206V205H146ZM164 206V205H163ZM166 206H167V204H166ZM178 206H177V208H178ZM205 206V205H204ZM7 207V206H6ZM33 207H35L34 205H33ZM98 207V208H99ZM103 207V206H102ZM107 207V206H106ZM127 207H126V209H127ZM150 207V206H149ZM160 207V206H159ZM168 207L169 206H167V208L165 207H162L163 209H168ZM2 208V207H1ZM92 208V207H91ZM105 208V207H104ZM104 208H101L102 210L104 209ZM146 208V207H145ZM179 208H181L182 209V207H179ZM178 208V210L177 211H174V212H177L176 213V215L178 216L179 215V212H180V210L181 209H179ZM223 208V207H222ZM30 209V208H29ZM34 209V208H33ZM88 209V206H87V208H86V210ZM100 209V211H99V209H95V211H99L100 213H102L103 211ZM156 209H158V207L156 208ZM162 209V210H163ZM18 210V209H17ZM35 210H36V207H35ZM38 210V209H37ZM108 210H109V208H108ZM128 211L130 210V208H128L127 209ZM127 210H126V212H124V214L125 213H127ZM24 211V210H23ZM102 211V212H101ZM110 211V210H109ZM124 211H125V209H124ZM130 211H132V209L130 210ZM142 211V210H141ZM140 211V212H141ZM144 211L145 212H148V210L146 211V209H144ZM154 211V210H153ZM155 211H158V210H155ZM163 211H166V210H163ZM3 212H5V211H3ZM18 212H20V211H18ZM30 212H31V210H30ZM106 212H108V211H106ZM136 210L134 211V214H133V212L131 213V215L130 216H132V218L131 219H129V215L127 216V218H128V221H129V223H126V225L128 224H130L131 226H133L132 224H133V222H134V224L136 223V226H135V228H134V226H133V228L135 229V230H132V228H130V227H128V228H130L132 231L130 232V230L129 229H127V227L126 228H123L122 230H123V232H125V240H126V243H130L131 242V244H132V242L133 241H135L136 239L138 240V242H137V240L135 241V243L136 244H140V243H142L143 241H144V239H143V241L141 242V238H142V234H143V236H144V233L145 232H147V231H150V230H152V229H154V226L156 227L157 226V222H158V220H159V218L158 217H161V215L160 214H158V217H153V213H151L152 214V216H151V214H150V217L151 218H147V217H145V215H144V217L145 218H143V216H138V214L140 213L139 211H137L136 213ZM143 212V211H142ZM141 212V213H142ZM150 212V211H149ZM148 212V213H149ZM159 213H162L163 214V212H160V210L158 211ZM167 212H169L168 210H167ZM170 212L169 213H167L169 216L170 215H172V214H170ZM28 213H29V210H28ZM33 213H35V212H33ZM43 213V212H42ZM96 213V212H95ZM95 213H94V215H95ZM104 214H105V211L103 212ZM140 213V214H141ZM166 212H164V214H165ZM216 213V212H215ZM249 213V212H248ZM21 214V213H20ZM51 214V213H50ZM85 214V213H84ZM91 214V213H90ZM97 214V216L99 215L98 214V212L96 213ZM110 214V213H109ZM108 214V215H109ZM136 214V215H135ZM143 214H144V212H143ZM156 214V213H155ZM86 215H88V212H86ZM108 215H106L105 214V216L107 217V219H108ZM134 215V216H133ZM149 215V214H148ZM147 215V216H148ZM168 215H167V217H168ZM48 216V215H47ZM50 216V215H49ZM89 216V215H88ZM87 216V217H88ZM91 217L93 216V214L92 215H90ZM96 216V215H95ZM96 216V217H97ZM104 216V217H105ZM110 216V215H109ZM155 216V215H154ZM190 216V215H189ZM8 217H11V216H8ZM18 217H20L19 215H18ZM17 217V218H18ZM86 217V218H87ZM106 217H105V219H106ZM126 217V216H125ZM163 217V216H162ZM164 217L165 218H160V219H165L166 220V214L164 215ZM179 217V216H178ZM181 217V216H180ZM16 218V217H15ZM93 218V217H92ZM95 218V217H94ZM89 219V220H91V221H93V220H95V219ZM126 218V219H127ZM147 218V219H146ZM171 218V217H170ZM170 218L168 219V221L167 222H171V220H170ZM172 218H174V217H172ZM13 219V218H12ZM28 219H30V218H28ZM81 219V218H80ZM79 219V220H80ZM104 219V218H103ZM105 219H104V221H105ZM180 219V218H179ZM24 220V219H23ZM69 220V219H68ZM68 220H66V221H68ZM79 220H78V222H79ZM82 220V219H81ZM86 220V219H85ZM11 221V220H10ZM14 221V220H13ZM15 221H16V219H15ZM65 221V220H64ZM77 221V220H76ZM87 221V220H86ZM127 221V222H128ZM157 221V222H156ZM172 221H174V220H172ZM209 221H210V219H209ZM0 222H1V220H0ZM19 222V221H18ZM82 222V221H81ZM106 222V224H104V225H107V222H108V220L107 221H105ZM132 222V223H131ZM161 222H162V220H161ZM161 222L159 221V223L161 224ZM180 222V221H179ZM92 223V222H91ZM95 223V222H94ZM100 223V222H99ZM104 223V222H103ZM174 223V222H173ZM180 223H182V222H180ZM179 223V224H180ZM205 223V222H204ZM1 224V223H0ZM11 224H12V222H11ZM64 224H65V222H64ZM87 224H88V222H87ZM89 224H90V221H89ZM95 224H97V223H95ZM156 224V225H155ZM163 224H165V222L163 223ZM172 224V223H171ZM178 224V225H179ZM13 225V224H12ZM63 225V224H62ZM80 225V224H79ZM99 225V224H98ZM103 225V226H104ZM177 225V224H176ZM91 226V224L89 225V227ZM100 226V225H99ZM102 226V227H103ZM145 226H147L148 228L147 229H149V230H147V231H142V230H144V228H145ZM160 227L158 228V229H160L162 226L161 225H159ZM180 226V225H179ZM178 226V227H179ZM1 227V226H0ZM13 227H14V225H13ZM17 227V226H16ZM92 227H94V226H92ZM91 227V228H92ZM96 227V226H95ZM105 227L106 226H104V229H105ZM140 228V227H142L143 229L141 230V234H140V231H137V229L138 228ZM158 227V226H157ZM164 227V226H163ZM246 227V226H245ZM86 228V227H85ZM88 228V227H87ZM4 229H6V228H4ZM95 229H98L97 227L95 228ZM92 230L93 232L95 231V234H97V230ZM157 229V228H156ZM156 229H154V231L156 230ZM157 229V230H158ZM164 229V228H163ZM179 229V228H178ZM245 229V228H244ZM2 230V229H1ZM33 230V229H32ZM69 230V229H68ZM86 230V229H85ZM88 230V229H87ZM102 230H103V228H102ZM101 230V231H102ZM111 230V231H112ZM118 230H117V232H118ZM156 230V231H157ZM74 231V230H73ZM88 231H90V230H88ZM153 231V230H152ZM155 231V232H156ZM199 231V230H198ZM2 232V231H1ZM65 232V231H64ZM91 232V231H90ZM92 232V233H93ZM139 232V234L141 235H139V238L137 237V233ZM157 232H160V231H157ZM175 232H176V230H175ZM182 232H183V230H182ZM73 233V232H72ZM84 233V232H83ZM110 233H112V232H109V234ZM115 233V232H114ZM114 233H112V234H114ZM119 233H120V231H119ZM153 232H151L150 234H152ZM169 233V232H168ZM172 233V232H171ZM179 233V232H178ZM233 233V232H232ZM12 234V233H11ZM22 234V233H21ZM95 234H94V236H95ZM108 234V235H109ZM121 234V233H120ZM147 234H149V232L147 233ZM156 233H154V234H152V236H153V239L154 238H156V237H154V235H155ZM170 234V233H169ZM193 234V233H192ZM239 234V233H238ZM243 234V233H242ZM242 234H241V236H242ZM61 235V234H60ZM62 235H63V233H62ZM104 236L105 238L106 237H108L107 239H109V240H107V242L109 243V241L111 240V238L114 236V238L116 237V235H111L110 234V236H112V237H110L109 238V236ZM119 235V234H118ZM123 235V234H122ZM157 236H158V234H156ZM155 235V236H156ZM163 235V234H162ZM6 236V235H5ZM24 236V235H23ZM69 236H70V234H69ZM83 236L84 235H82L81 237L83 238ZM86 236H87V234H86ZM120 236V235H119ZM176 236V235H175ZM58 237V236H57ZM124 237V236H123ZM145 237V239L146 238H148V237H146V236H144ZM149 237H151V235L149 236ZM164 237V236H163ZM168 237V236H167ZM166 237V239H168ZM177 237V236H176ZM236 237V236H235ZM81 238V239H82ZM85 238V237H84ZM91 238V237H90ZM92 238H93V235H92ZM158 238H159V236H158ZM188 238V237H187ZM53 239H56L55 237L53 238ZM66 239V238H65ZM148 239H151V238H148ZM147 239V240H148ZM160 239V238H159ZM172 239V238H171ZM177 240H178V238H176ZM106 240H102L103 241V245L105 244V241ZM112 240H115V239H112ZM118 240H119V237H118ZM152 240V239H151ZM165 240V239H164ZM174 240V241H173ZM172 240V243H169V244H172L173 245V242H175V238ZM194 240V239H193ZM192 240V241H193ZM50 241V240H49ZM51 241H53V240H51ZM93 241V240H92ZM148 241H150V240H148ZM159 241V240H158ZM169 241V240H168ZM244 241V240H243ZM57 242V241H56ZM83 242V241H82ZM113 243H114V241H112ZM152 242H154V240H152ZM152 242L150 241V246H151V244H152ZM156 242H157V240H156ZM240 242V241H239ZM1 243V242H0ZM11 243V242H10ZM26 243V242H25ZM52 243V242H51ZM84 243V242H83ZM111 243V242H110ZM112 243V244H113ZM115 243H117L116 241H115ZM114 243V244H115ZM119 243V242H118ZM159 243H160V241H159ZM227 243V242H226ZM232 243V242H231ZM245 243V242H244ZM12 244V243H11ZM97 244H99V243H97ZM130 244V245H131ZM146 244V243H145ZM149 244V243H148ZM154 244V243H153ZM164 244V243H163ZM176 244V243H175ZM241 244V243H240ZM256 244V243H255ZM47 245V244H46ZM60 245V244H59ZM92 245V244H91ZM108 245V244H107ZM119 245V244H118ZM129 245V246H130ZM158 245H160V246H157V248L159 249V247H162V245H161V243L160 244H158ZM168 245V244H167ZM172 245L170 246V247H172ZM48 246V245H47ZM82 246V245H81ZM86 246V245H85ZM97 246V245H96ZM105 246V248L102 246V248H104V249H106V245H104ZM111 246V245H110ZM114 246V245H113ZM113 246L111 247V248H113ZM116 247H119V246H117V245H115ZM134 246V245H133ZM150 246H148L147 245V247H148V249H149V247ZM153 246V245H152ZM230 246V245H229ZM240 246H242V245H240ZM1 247V246H0ZM116 247H114L113 249H115ZM132 247V246H131ZM130 247V248H131ZM137 249H136V248ZM144 247V245L141 247V248H143ZM169 247V248H170ZM128 248V247H127ZM134 248L137 250V252H139L138 250L140 249V247H139V245L138 246H134ZM152 248V247H151ZM191 248V247H190ZM18 249V248H17ZM42 249V248H41ZM89 249V248H88ZM103 249V250H104ZM116 249H118V248H116ZM115 249V251H116V253L118 252L117 250ZM132 249V248H131ZM131 249H129V250H131ZM135 249L133 250V252H136L135 251ZM144 249L145 248H143L141 251H142V253H143V251H144ZM156 249V248H155ZM250 249V248H249ZM119 250V249H118ZM160 250H161V248H160ZM160 250H157L156 249V252L158 253V252H161ZM227 250V249H226ZM89 251V250H88ZM99 251H101V254H102V249H100ZM98 251V252H99ZM115 251H113L112 252V249H111V254H114L115 256H116V253H115ZM147 251H149V250H147ZM3 252V251H2ZM15 252V251H14ZM53 252V251H52ZM83 252H84V249H83ZM98 252H96V254L94 255V256H96V255H99V254H97ZM105 252V251H104ZM107 252V251H106ZM127 252H128V250H127ZM131 252V251H130ZM154 252H155V250H154ZM88 253V252H87ZM100 253V252H99ZM119 253V252H118ZM156 253V254H157ZM163 253V250H162V252H161V254ZM176 253V252H175ZM174 253V254H175ZM185 253V252H184ZM103 254H105V253H103ZM102 254V255H103ZM107 254V253H106ZM127 254H129V253H127ZM133 254V253H132ZM132 254H131V256H132ZM148 254V253H147ZM154 254V253H153ZM156 254H154V255H156ZM160 254V255H161ZM53 255V254H52ZM139 255L140 254H138V256H137V259H142V258H140L139 257ZM141 255H143V254H141ZM145 255V254H144ZM159 255V254H158ZM157 255V256H158ZM204 255V254H203ZM83 256V255H82ZM105 256V255H104ZM103 256V257H104ZM110 256V255H109ZM122 256V255H121ZM129 256V255H128ZM127 256V257H128ZM131 256H130V258H131ZM135 256V255H134ZM157 256H155V257H157ZM162 256V255H161ZM219 256V255H218ZM218 256H217V258H218ZM55 257V256H54ZM107 257V256H106ZM119 257V256H118ZM147 256H145V258H146ZM149 257H150V254H149ZM154 257V258H155ZM160 257V256H159ZM164 257V256H163ZM166 257H167V255H166ZM78 258V257H77ZM100 258V257H99ZM107 258H109V257H107ZM115 258V257H114ZM125 258V257H124ZM129 258V259H130ZM179 258V257H178ZM199 258V257H198ZM252 258V257H251ZM27 259V258H26ZM30 259V258H29ZM111 259H112V257H111ZM128 259V260H129ZM150 260H151V258H149ZM163 259V258H162ZM209 259V258H208ZM2 260V259H1ZM45 260V259H44ZM103 260V259H102ZM115 260H116V258H115ZM128 260H127V262H128ZM133 260V259H132ZM135 260V259H134ZM154 260V259H153ZM157 260H158V257H157ZM164 260V259H163ZM169 260V259H168ZM106 261H108V260H106ZM117 261V260H116ZM130 262H131V260H129ZM136 261H138V260H135L134 262H136ZM149 261V260H148ZM156 261V260H155ZM160 261H161V259H160ZM26 262H28V261H26ZM111 262H113V261H110V263ZM124 262H125V260H124ZM127 262H125V263H127ZM130 262H129V264H130ZM141 262V261H140ZM162 262V261H161ZM196 262V261H195ZM92 263V262H91ZM108 263V262H107ZM109 263V264H110ZM118 263V262H117ZM120 263H122V262H120ZM132 263V262H131ZM149 263H150V261H149ZM148 263V264H149ZM155 263V262H154ZM153 263V264H154ZM1 264V263H0ZM97 264V263H96ZM106 264V263H105ZM112 264V263H111ZM144 264V263H143ZM156 264V263H155ZM158 264H160V263H158ZM162 264H163V262H162ZM190 264V263H189ZM193 264V263H192ZM207 264V263H206Z\"/></svg>",
    "mask_w": 264,
    "mask_h": 264
}]
</instances>
